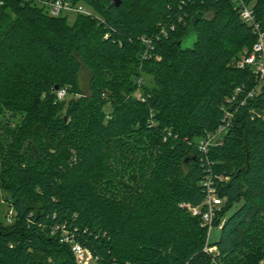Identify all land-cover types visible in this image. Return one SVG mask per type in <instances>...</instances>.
Masks as SVG:
<instances>
[{"label": "trees", "instance_id": "trees-1", "mask_svg": "<svg viewBox=\"0 0 264 264\" xmlns=\"http://www.w3.org/2000/svg\"><path fill=\"white\" fill-rule=\"evenodd\" d=\"M70 1L92 14L69 23L43 3L0 0V191L15 211L0 221V264H78L63 229L92 264H264V85L234 104L233 127L209 153L226 199L216 254L181 206L206 195L198 142L227 97L255 85L233 63L256 41L234 0ZM246 1L264 27V0ZM63 88L73 98L60 99Z\"/></svg>", "mask_w": 264, "mask_h": 264}, {"label": "built area", "instance_id": "built-area-1", "mask_svg": "<svg viewBox=\"0 0 264 264\" xmlns=\"http://www.w3.org/2000/svg\"><path fill=\"white\" fill-rule=\"evenodd\" d=\"M45 4L51 8L53 16H59L63 13H73V14H92L91 10L86 6H79L69 0H32ZM235 8L238 10L241 19L251 27L253 33L256 35V41L250 49L244 50L245 53H242L239 58L234 60V64L239 68H249L252 72L254 79V87L247 92L242 100H239L240 94L244 92V86H239L236 88L232 96L227 97L226 105H223V118L218 126V128L209 132L207 136L201 139L198 142V148L201 151L202 157L201 160L205 161L208 165L209 171L203 181L205 187V198L203 202L199 205H192L190 203H182L181 206L189 210L194 216H199L202 219V226L207 229V239L204 246V251L208 254H216L218 248L216 245L209 243L210 232L213 228L221 229L225 223V219L220 217V213L225 205L226 199L223 198L218 192L216 180H223L222 176L214 174V162L210 159L209 153L214 146H219L223 143L225 134L233 127L235 120L234 104L245 105L249 99H255L261 87L264 85V27L257 20L253 4L247 2L246 0H234ZM182 20V18H180ZM162 27V33L166 34V27ZM171 28L174 29L175 25H171ZM154 37H143V42L146 47L142 52V60L152 57V50L154 49ZM157 58H160L157 56ZM143 78L138 80V89L134 95L142 100H145L143 91H142ZM68 89L63 88L57 91L58 97L63 99L67 96ZM151 125H154V122L150 120ZM169 134H171L169 132ZM216 177V178H215ZM8 215L9 222L13 220V214ZM64 230V236L62 241L68 243L72 251L75 254L78 264H92L93 255L92 252L79 243L75 236L69 233L67 230Z\"/></svg>", "mask_w": 264, "mask_h": 264}, {"label": "rangeland", "instance_id": "rangeland-1", "mask_svg": "<svg viewBox=\"0 0 264 264\" xmlns=\"http://www.w3.org/2000/svg\"><path fill=\"white\" fill-rule=\"evenodd\" d=\"M70 1V0H69ZM72 2V1H71ZM77 5L79 6H86V4L83 1H80L79 3H77ZM89 7V6H86ZM48 11V13L50 15H52V11L50 7H45ZM62 16H68L69 17V23H72L75 21L76 19V15L77 14H73V13H63L61 14ZM59 15V16H61ZM189 41V40H188ZM189 44V42H186V45ZM245 53V52H243ZM90 77H91V73L89 71L88 68L84 67L82 72H81V87L83 92L88 93L89 92V82H90ZM147 78V83L149 82V76L146 75L145 76ZM73 94H68L65 98L68 101L69 99L73 98ZM112 108L111 106L107 107V110L110 111ZM10 120V122H12L13 124H16L18 120L14 119L11 116L10 112H5V114L3 115V120ZM7 197V194L5 192L0 191V221L5 222V223H11L8 220V215L10 214V212L12 211L11 214H13V212L15 213L14 209H12V207H10L11 205H9V202L7 201V199L5 198ZM233 210H230L228 213H232ZM14 216V215H13ZM14 218V217H13ZM225 219V217H224ZM221 235V229L218 228H213L210 232V236H209V243L210 244H214L216 241H218V239L220 238ZM263 263V262H262Z\"/></svg>", "mask_w": 264, "mask_h": 264}, {"label": "water", "instance_id": "water-1", "mask_svg": "<svg viewBox=\"0 0 264 264\" xmlns=\"http://www.w3.org/2000/svg\"><path fill=\"white\" fill-rule=\"evenodd\" d=\"M114 1H116V5L117 4H119V2H120V0H114ZM196 18H194V20H195Z\"/></svg>", "mask_w": 264, "mask_h": 264}]
</instances>
